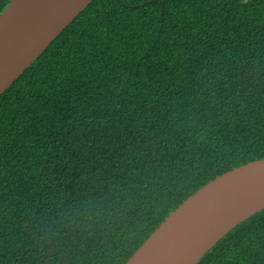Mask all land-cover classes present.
<instances>
[{"label": "trees", "instance_id": "16d2710c", "mask_svg": "<svg viewBox=\"0 0 264 264\" xmlns=\"http://www.w3.org/2000/svg\"><path fill=\"white\" fill-rule=\"evenodd\" d=\"M263 158L264 0H92L0 95V264H125ZM196 264H264V209Z\"/></svg>", "mask_w": 264, "mask_h": 264}, {"label": "water", "instance_id": "95a60500", "mask_svg": "<svg viewBox=\"0 0 264 264\" xmlns=\"http://www.w3.org/2000/svg\"><path fill=\"white\" fill-rule=\"evenodd\" d=\"M92 0H10L0 14V95ZM264 209V158L183 200L125 264H196L229 230Z\"/></svg>", "mask_w": 264, "mask_h": 264}]
</instances>
